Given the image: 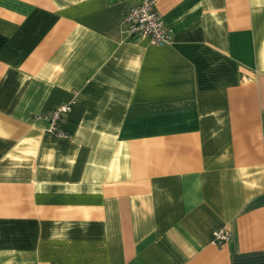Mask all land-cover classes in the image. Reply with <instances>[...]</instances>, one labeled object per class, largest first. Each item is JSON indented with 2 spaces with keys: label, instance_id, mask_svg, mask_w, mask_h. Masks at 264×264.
Here are the masks:
<instances>
[{
  "label": "crops",
  "instance_id": "1",
  "mask_svg": "<svg viewBox=\"0 0 264 264\" xmlns=\"http://www.w3.org/2000/svg\"><path fill=\"white\" fill-rule=\"evenodd\" d=\"M140 1L0 0V264H264V0Z\"/></svg>",
  "mask_w": 264,
  "mask_h": 264
},
{
  "label": "built area",
  "instance_id": "2",
  "mask_svg": "<svg viewBox=\"0 0 264 264\" xmlns=\"http://www.w3.org/2000/svg\"><path fill=\"white\" fill-rule=\"evenodd\" d=\"M156 0H141L138 4L129 6L126 10L125 32L128 34L141 33L150 43L162 45L172 41L171 30L168 28L161 15L155 9ZM70 109L69 103H63L47 114L49 125L47 133L53 137H61L65 132L59 127L65 113ZM228 229L221 227L212 231L213 242L217 246L223 245L229 239Z\"/></svg>",
  "mask_w": 264,
  "mask_h": 264
}]
</instances>
